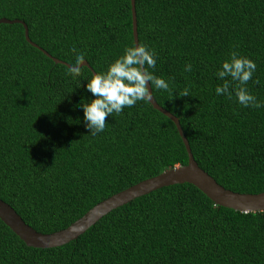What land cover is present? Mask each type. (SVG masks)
Returning a JSON list of instances; mask_svg holds the SVG:
<instances>
[{
  "label": "trees",
  "instance_id": "trees-1",
  "mask_svg": "<svg viewBox=\"0 0 264 264\" xmlns=\"http://www.w3.org/2000/svg\"><path fill=\"white\" fill-rule=\"evenodd\" d=\"M153 88L180 118L199 165L228 189L264 191V107L217 95L216 76L236 52L255 61L245 87L264 104V0H136ZM21 19L31 39L69 64L76 49L95 72L135 46L132 0H0V18ZM191 64L192 70L185 71ZM93 71L73 78L25 37L0 23V198L36 230L66 228L97 203L189 156L175 122L149 100L106 117L95 137L81 98ZM188 96H183V91ZM0 264H264V211L217 205L177 183L133 199L61 246H28L0 219Z\"/></svg>",
  "mask_w": 264,
  "mask_h": 264
},
{
  "label": "water",
  "instance_id": "water-1",
  "mask_svg": "<svg viewBox=\"0 0 264 264\" xmlns=\"http://www.w3.org/2000/svg\"><path fill=\"white\" fill-rule=\"evenodd\" d=\"M133 10V35L135 45L140 44L138 33V21L136 11V0H132ZM0 23H21L25 27V37L29 43L39 48L47 56L52 58L56 63H62L68 67L71 65L57 57H54L47 50L34 42L29 34L27 23L21 19H9L6 17L0 18ZM82 66H88L93 73L95 72L87 60L82 62ZM151 91V86L149 85ZM150 103L157 110L172 119L183 139L188 152L189 161L184 165H177L162 173L144 179L130 187L113 194L103 201L94 205L83 216L75 220L64 229L43 233L29 225L15 208L8 202L0 198V219L28 246L38 248H51L64 245L72 240L77 239L85 233L90 227L95 225L103 216L107 215L112 210L131 202L133 199L145 194H149L164 186H169L177 183H191L197 186L208 197H210L217 205L225 206L242 212H259L264 211V191L260 193H243L233 191L220 184L212 175L203 169L196 161L190 142L181 125L180 118L170 112L168 109L159 104L151 93Z\"/></svg>",
  "mask_w": 264,
  "mask_h": 264
},
{
  "label": "clouds",
  "instance_id": "clouds-1",
  "mask_svg": "<svg viewBox=\"0 0 264 264\" xmlns=\"http://www.w3.org/2000/svg\"><path fill=\"white\" fill-rule=\"evenodd\" d=\"M72 51L75 58L68 67V72L76 78L81 74L83 55L76 49ZM156 63L155 51L146 45L128 46L124 49L123 55L108 65L106 71L94 72L86 79L85 88L92 97L81 98L77 106L83 111L84 127L89 135L95 137L105 130L106 117L121 113L125 107H131L137 101L150 100L153 88L161 90L169 88V83L164 78L156 76L149 70L154 69ZM191 70V64L185 65V71ZM255 70L254 60L232 52L230 59L224 60L216 72L217 78L224 82L215 88V93L231 98L233 92L230 91L229 81L225 79L231 77V80L238 82L239 85L233 89L239 104L244 107H264V104L245 87ZM183 96H188L187 90L183 91Z\"/></svg>",
  "mask_w": 264,
  "mask_h": 264
}]
</instances>
